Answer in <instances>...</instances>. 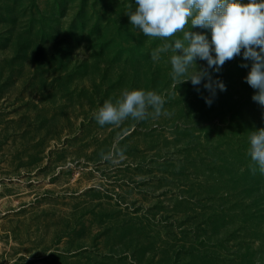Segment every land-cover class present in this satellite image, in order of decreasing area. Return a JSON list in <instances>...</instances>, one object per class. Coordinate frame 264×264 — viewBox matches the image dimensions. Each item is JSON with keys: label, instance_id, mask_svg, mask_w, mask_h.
Wrapping results in <instances>:
<instances>
[{"label": "rangeland", "instance_id": "rangeland-1", "mask_svg": "<svg viewBox=\"0 0 264 264\" xmlns=\"http://www.w3.org/2000/svg\"><path fill=\"white\" fill-rule=\"evenodd\" d=\"M128 3L0 0V264H264V176L246 185L249 131L264 128L251 61L209 69L226 86L214 97L174 84ZM125 88L164 95L172 115L99 126ZM117 142L123 156L101 160Z\"/></svg>", "mask_w": 264, "mask_h": 264}, {"label": "clouds", "instance_id": "clouds-1", "mask_svg": "<svg viewBox=\"0 0 264 264\" xmlns=\"http://www.w3.org/2000/svg\"><path fill=\"white\" fill-rule=\"evenodd\" d=\"M124 14L144 36L163 41L151 51V59L158 62L170 54L174 84L191 81L195 87L205 81L203 87L214 97L216 89L226 91V86L213 79L209 69L218 73L227 61L240 55L251 61L244 80L256 90L252 100L264 108V0H135V7L128 3ZM193 28L209 29L211 40ZM197 60L206 61L207 66L198 65ZM204 99L211 105V98ZM165 103V96L154 90L125 88L119 97L105 100L93 118L101 127L118 129L127 120L170 117ZM248 141V167L253 175L258 172L264 176V128L249 131ZM123 153L117 142L107 152L101 151L100 158L114 162Z\"/></svg>", "mask_w": 264, "mask_h": 264}, {"label": "trees", "instance_id": "trees-1", "mask_svg": "<svg viewBox=\"0 0 264 264\" xmlns=\"http://www.w3.org/2000/svg\"><path fill=\"white\" fill-rule=\"evenodd\" d=\"M248 173H251V175H249ZM247 173V176H249V178L248 179H250L251 181H249V182H247V184L246 185H250V183H253V182H255V184H259L260 183V179L261 178H258V175H259V173L257 172L255 175H253L252 174V172L250 171V169H249V172ZM258 181H259V183H258ZM252 204V203H251ZM259 213V212H258Z\"/></svg>", "mask_w": 264, "mask_h": 264}]
</instances>
